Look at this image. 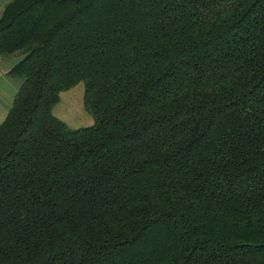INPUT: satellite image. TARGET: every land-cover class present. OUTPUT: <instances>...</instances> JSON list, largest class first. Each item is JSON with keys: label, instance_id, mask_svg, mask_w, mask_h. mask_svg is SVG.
I'll return each instance as SVG.
<instances>
[{"label": "trees", "instance_id": "trees-1", "mask_svg": "<svg viewBox=\"0 0 264 264\" xmlns=\"http://www.w3.org/2000/svg\"><path fill=\"white\" fill-rule=\"evenodd\" d=\"M0 56V264H264V0H12Z\"/></svg>", "mask_w": 264, "mask_h": 264}, {"label": "rangeland", "instance_id": "rangeland-1", "mask_svg": "<svg viewBox=\"0 0 264 264\" xmlns=\"http://www.w3.org/2000/svg\"><path fill=\"white\" fill-rule=\"evenodd\" d=\"M84 84L61 93L60 103L55 107L54 114L72 129L86 128L94 124L93 117L84 105Z\"/></svg>", "mask_w": 264, "mask_h": 264}, {"label": "crops", "instance_id": "crops-1", "mask_svg": "<svg viewBox=\"0 0 264 264\" xmlns=\"http://www.w3.org/2000/svg\"><path fill=\"white\" fill-rule=\"evenodd\" d=\"M11 1L0 0V14ZM15 64V59L0 56V125L7 118L14 99L23 84L21 78L10 74Z\"/></svg>", "mask_w": 264, "mask_h": 264}]
</instances>
